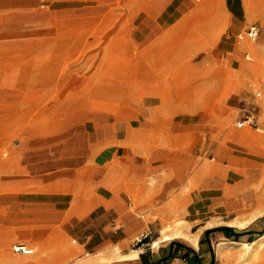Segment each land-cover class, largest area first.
<instances>
[{"label": "rangeland", "instance_id": "374dc122", "mask_svg": "<svg viewBox=\"0 0 264 264\" xmlns=\"http://www.w3.org/2000/svg\"><path fill=\"white\" fill-rule=\"evenodd\" d=\"M28 3L12 20L0 16V177L14 174L20 160L29 157L23 153L30 147H84L85 141L94 140L110 128H126L130 136L131 126L142 148L147 121V125L156 127L152 141L167 142L166 137L174 129L173 117L193 112L197 104L199 117L212 120L219 131L207 141L209 148L200 151L191 146L190 140L181 146L165 145L171 151L167 160L180 161L175 156L180 153L184 161L196 158L195 167L207 165L203 177L226 189L241 183L243 177L234 170L245 169L244 163L252 159L250 149L264 146L258 133L264 130V0L253 1L250 15L243 10L242 0ZM223 3L236 19L224 14L220 9ZM208 4L214 6L206 14L186 10ZM201 16L209 22L224 19L222 27L213 32L200 22ZM184 18L188 21L178 33L160 37L168 23ZM229 18L236 28L235 36L228 32ZM253 25L259 28L255 40L237 37ZM219 34L223 35L227 53H231L220 55L222 52L215 50ZM244 44L251 47L242 48ZM143 73L150 75L148 83L141 81ZM220 87L222 90L217 91ZM148 98L159 105L150 111V120L148 101L145 103ZM246 116L251 121L237 129L235 123ZM123 185V192L130 196V179L124 178ZM135 205L146 207L137 214L149 224V231L132 236L124 247H113L119 264L126 260L120 256L132 251L142 252L147 264H155L158 254L163 258L171 253L179 259L186 249L200 252L181 239L153 248L161 229L155 227L158 208L149 203ZM181 207L184 209L185 203ZM152 210L155 212L147 215ZM252 212L248 209L227 215L219 209L215 219L219 224L211 229L226 227L229 220L248 219ZM260 216L250 221L257 218L264 223ZM251 227L234 231L244 233ZM187 232L195 235L198 228L189 226ZM141 233L149 234L148 238L135 244ZM259 237L244 234L233 240L214 232L208 241L204 234L199 235L197 245L205 246L209 264H264V238ZM251 242L256 243L243 257L242 244ZM218 244L232 248L236 256L220 259Z\"/></svg>", "mask_w": 264, "mask_h": 264}, {"label": "crops", "instance_id": "0c3cea01", "mask_svg": "<svg viewBox=\"0 0 264 264\" xmlns=\"http://www.w3.org/2000/svg\"><path fill=\"white\" fill-rule=\"evenodd\" d=\"M28 1L0 0V16L5 21L12 20ZM207 6L186 10L201 15ZM220 9L236 19L227 3ZM223 20L215 18L209 22L203 17L200 22L217 32ZM180 21L168 23L160 37L170 33ZM230 22L228 32L235 36L236 28ZM222 34L215 38V50L222 52L220 55L232 52L227 53ZM221 90L222 87L217 89ZM147 101L150 120V111L159 105L152 98ZM194 105L193 112L173 117L174 129L166 137L167 142H153L156 127L144 121L142 148L136 143L140 138L131 126L130 136L126 128H110L98 133L94 140L85 141L84 147H30L29 152L23 153L29 157L20 160L15 173L0 177V264H119L113 247H124L132 236L149 231V224L137 214L146 209L135 205L141 203L158 208L147 215L155 212L160 217L175 211L190 227L198 228V236L211 229L206 224L217 219L215 204L226 192L225 186L203 177L207 165L195 167L196 158L184 161L182 154L177 153L180 161H168L171 151L165 146H181L190 140L196 150L209 148L207 141L219 129L212 126V120L199 117L198 105ZM124 178L130 179V196L122 190ZM257 220L245 228L252 225L250 231H262L264 223ZM158 226L159 221L155 227ZM14 243L26 244L38 252L31 256L13 254L10 245ZM197 249L200 252H193L198 263L209 264L205 246L198 245ZM141 254L138 252L135 258L122 260L121 264H141ZM165 257L158 254L154 263L186 264L181 258L160 262ZM191 257L189 254L188 259Z\"/></svg>", "mask_w": 264, "mask_h": 264}, {"label": "bare ground", "instance_id": "6f19581e", "mask_svg": "<svg viewBox=\"0 0 264 264\" xmlns=\"http://www.w3.org/2000/svg\"><path fill=\"white\" fill-rule=\"evenodd\" d=\"M254 0H242L243 8L246 15H250L252 12ZM208 8L211 9V5L206 7V12H209ZM212 10V9H211ZM206 14V13H205ZM204 14V15H205ZM200 15V14H199ZM203 15V16H204ZM201 16V18H203ZM188 19H182L170 32L172 34L178 33ZM248 44H244L242 48H250ZM143 83H148L150 81V75L143 73L140 77ZM264 102V97L262 98ZM260 133L259 138L264 139V130L259 129ZM251 160H247L244 163L245 169L241 171L234 170L235 173L243 177V180L238 185H235L231 188H227L223 197L218 200L215 204V211L223 210L227 215L229 214H240L245 210L251 209L253 213L251 216L243 221L229 220L225 222L226 226L234 227L236 229H243L250 222V219L254 218L257 215L264 214V146H255L249 150ZM230 164L234 163L232 159H228ZM233 170V167L231 168ZM159 224L161 229L159 230V237L153 241L152 247L157 248L161 243H166L172 240L181 239L188 243L193 248H197V238L198 233L195 235L188 234L187 230L189 225L181 220L179 215L175 212H169L158 217ZM168 221V222H167ZM219 224L217 220L210 221L206 225L213 227ZM264 234H262L259 239H263ZM256 242H251L249 244H242L245 254L249 253L252 249V246ZM137 251H132L130 254L120 256L121 259H131L137 256ZM216 253L220 259L223 258H234L236 256L235 250L230 247H226L223 244H218L216 246Z\"/></svg>", "mask_w": 264, "mask_h": 264}, {"label": "built area", "instance_id": "2783aa9c", "mask_svg": "<svg viewBox=\"0 0 264 264\" xmlns=\"http://www.w3.org/2000/svg\"><path fill=\"white\" fill-rule=\"evenodd\" d=\"M199 2L200 0H195ZM259 34V28L255 25L248 27L243 33L237 35L239 39H243L244 37L249 40H255ZM251 121L250 116L243 117L239 119L238 122L235 123L236 128L244 127L245 123H249ZM149 234H141L138 238L135 239V244L141 243L143 240L148 238ZM11 252L16 255L22 256H31L35 253V250L30 246L23 243H14L11 245Z\"/></svg>", "mask_w": 264, "mask_h": 264}, {"label": "trees", "instance_id": "16d2710c", "mask_svg": "<svg viewBox=\"0 0 264 264\" xmlns=\"http://www.w3.org/2000/svg\"><path fill=\"white\" fill-rule=\"evenodd\" d=\"M214 232H222L227 238H231L233 240H237L241 235H244V234H256L258 236H261L262 234H264V228L260 232H252V231L249 230V231L244 232V233H236L233 228H230V227H219V228L206 230L204 232V238H206L207 241H208V236L211 233H214ZM175 244L176 243H171V246H173ZM199 244H201V242ZM189 254H192V257L190 259H188ZM143 257H144L143 254H141L139 256L140 263L141 264H147L143 260ZM172 258H173L172 254L169 253L168 256H166L164 259L160 260V262H163V261H166V260H170ZM180 258L185 260L186 264H199L197 255L193 252V250H190V249H186V251L183 252V254L180 256Z\"/></svg>", "mask_w": 264, "mask_h": 264}]
</instances>
